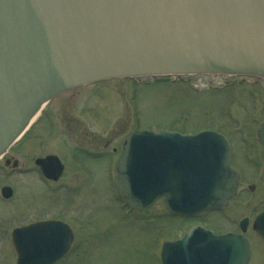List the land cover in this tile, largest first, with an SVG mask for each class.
<instances>
[{"label": "water", "instance_id": "water-1", "mask_svg": "<svg viewBox=\"0 0 264 264\" xmlns=\"http://www.w3.org/2000/svg\"><path fill=\"white\" fill-rule=\"evenodd\" d=\"M186 74L264 79V0H0V156L68 90ZM259 136L264 143V127ZM228 160L225 140L211 132L137 131L124 142L115 186L139 211L164 196L170 213L191 215L234 194ZM57 161L36 163L52 179L61 171ZM72 239L52 221L12 232L18 264H54ZM249 256L242 237L200 228L161 252L162 264H248Z\"/></svg>", "mask_w": 264, "mask_h": 264}, {"label": "rangeland", "instance_id": "rangeland-1", "mask_svg": "<svg viewBox=\"0 0 264 264\" xmlns=\"http://www.w3.org/2000/svg\"><path fill=\"white\" fill-rule=\"evenodd\" d=\"M254 114L264 117V81L258 79L143 77L63 94L7 153L29 173L6 170L0 163V190H14L9 201L0 194V264H16L11 231L43 217L69 222L74 233L70 251L57 264H160L162 241L177 236L183 221L170 217L162 200L145 212L122 204L113 184L111 148L138 129L194 134L223 128L228 116L242 120ZM45 154L59 156L66 166L64 179L55 185L31 169L33 159ZM201 219L209 221V215ZM263 261L264 255L257 254L252 264Z\"/></svg>", "mask_w": 264, "mask_h": 264}, {"label": "flooded vegetation", "instance_id": "flooded-vegetation-1", "mask_svg": "<svg viewBox=\"0 0 264 264\" xmlns=\"http://www.w3.org/2000/svg\"><path fill=\"white\" fill-rule=\"evenodd\" d=\"M227 120L228 122H224L223 128L215 127L211 128V130L224 136L229 144L230 168L237 179L236 191L228 202L219 209L203 212L188 218L179 217V220L183 221L177 231L179 234L169 239L180 238L185 231L196 225L202 226L216 235H239L249 243L250 259L248 264H252L257 254L264 255V144L261 143L259 137L260 130L264 124V117L261 114H258V116L254 114L247 115L241 120L237 117L228 116ZM230 125H232L233 129L231 132L229 130ZM108 145L106 144L105 148H108ZM111 149V156L115 158L114 162L117 163L119 145ZM104 151L108 150L105 149ZM47 155L49 154L40 157ZM37 158L39 157L33 159L34 167L32 166L31 169L36 171L45 183L55 185L64 179L66 166L59 156L58 158L65 168L57 181L47 180L42 176L40 169L35 166ZM15 160L17 164L13 167ZM0 163L6 170L19 171L21 174L29 173L28 169L25 168L24 170V167L21 166L19 159H13V157L6 155ZM34 171H30V173ZM203 215H209V221L201 219ZM43 221H60L69 225V222L60 219L43 217L24 222L17 227ZM169 239H165V241ZM262 264H264V261Z\"/></svg>", "mask_w": 264, "mask_h": 264}]
</instances>
